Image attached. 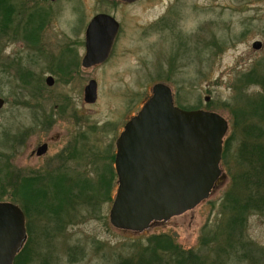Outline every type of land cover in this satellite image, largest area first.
Listing matches in <instances>:
<instances>
[{
  "label": "rangeland",
  "instance_id": "rangeland-1",
  "mask_svg": "<svg viewBox=\"0 0 264 264\" xmlns=\"http://www.w3.org/2000/svg\"><path fill=\"white\" fill-rule=\"evenodd\" d=\"M1 1L0 204L27 213L18 264H253L244 256L264 252V210L242 217L245 246L228 237L223 210L233 178H245L246 199L252 178L264 187V0ZM102 13L119 33L109 59L83 69L87 26ZM92 80L98 99L88 104ZM157 84L177 107L228 121L223 177L196 209L142 234L118 230L109 222L116 141Z\"/></svg>",
  "mask_w": 264,
  "mask_h": 264
},
{
  "label": "water",
  "instance_id": "water-1",
  "mask_svg": "<svg viewBox=\"0 0 264 264\" xmlns=\"http://www.w3.org/2000/svg\"><path fill=\"white\" fill-rule=\"evenodd\" d=\"M87 27L83 69L108 60L120 28L115 18L104 14ZM253 46L258 50L263 45ZM46 81L48 86L55 83L52 77ZM172 94L168 85H154L151 98L117 140L118 189L109 222L118 230L142 234L154 223L196 209L223 177L220 164L228 121L214 112L183 110L175 105ZM97 99L98 85L92 80L85 87L84 101L94 104ZM4 105L0 98V110ZM48 148L43 144L37 155L44 156ZM24 215L15 204H0V264H13L23 247Z\"/></svg>",
  "mask_w": 264,
  "mask_h": 264
},
{
  "label": "trees",
  "instance_id": "trees-1",
  "mask_svg": "<svg viewBox=\"0 0 264 264\" xmlns=\"http://www.w3.org/2000/svg\"><path fill=\"white\" fill-rule=\"evenodd\" d=\"M1 6V5H0ZM252 150H255V145H252L251 147ZM260 148H258L257 150H259ZM247 150V146L244 148L243 151ZM228 151V146L225 145L224 147V151H223V155L225 153H227ZM115 158V156H112V160ZM115 174V172H114ZM262 174L264 176V165H262ZM250 179V177H249ZM251 180V179H250ZM259 180V179H258ZM252 183L253 185V190H249L250 195L244 198L242 197V195H240L241 193L238 192V187H240V185H242L245 182V178H243L242 180H237L235 178L232 179V184H231V189L233 190V188H237V194L233 193L232 190L229 192V194H227V199L224 201V228L228 232V237L234 236L237 231L241 230L243 228V225H245L246 221V214L249 213L250 210H254V211H258V212H263L264 210V187H261V190H257V184L254 180V178H252ZM250 181H246V183H248ZM258 187H260V185H258ZM73 188V186H72ZM86 188H82L81 190L84 191ZM90 190V189H88ZM79 197H80V192H79ZM240 197H242L243 199H240ZM78 198V197H77ZM81 198V197H80ZM85 199H87L86 203L89 205V208H95V203L93 202V200L91 199V195H85ZM111 203H113V198H110ZM23 209V208H22ZM25 216L27 215L26 210H24ZM242 217H244L245 222H242ZM26 218L28 219V217L26 216ZM222 220V221H223ZM221 224L218 226L219 228ZM239 228V229H238ZM243 232V231H242ZM218 234L215 235V239L214 241H219V239L216 237ZM219 236V235H218ZM241 236L239 233H237L235 235V238ZM242 242L240 243V246L242 245H246V241L244 240V237L241 236ZM206 243H208V239H206L205 237H201L200 240V245L201 247H203L204 245H206ZM176 254L178 255V260L181 258L182 260L185 259V254L184 252H182L181 249H174ZM247 251V250H246ZM252 252L253 249H252ZM251 253L244 256V259H248V261H250V263L253 264H264V252L258 250V253ZM174 258V257H173ZM246 262V261H245ZM246 264V263H245Z\"/></svg>",
  "mask_w": 264,
  "mask_h": 264
},
{
  "label": "flooded vegetation",
  "instance_id": "flooded-vegetation-1",
  "mask_svg": "<svg viewBox=\"0 0 264 264\" xmlns=\"http://www.w3.org/2000/svg\"><path fill=\"white\" fill-rule=\"evenodd\" d=\"M43 1H45V2H49L50 3V5H52V7L53 6H55V5H57V4H59V3H61L63 0H43ZM79 1V0H78ZM96 2H102V3H107V4H113V5H115L116 3H124V5L125 4H132V3H128V2H126V1H123V0H95ZM1 0H0V5H1ZM138 2V1H137ZM136 3V2H135ZM79 5H80V2H79ZM102 14H104V13H102ZM98 15H101V14H98ZM98 15H95V17L96 16H98ZM105 15H108V14H105ZM54 82H55V80H54ZM19 254L20 253H18L17 255H16V257H14L15 259H14V262H13V264H18V259H19Z\"/></svg>",
  "mask_w": 264,
  "mask_h": 264
},
{
  "label": "bare ground",
  "instance_id": "bare-ground-1",
  "mask_svg": "<svg viewBox=\"0 0 264 264\" xmlns=\"http://www.w3.org/2000/svg\"><path fill=\"white\" fill-rule=\"evenodd\" d=\"M17 206V205H16ZM20 207V206H19ZM21 208V207H20ZM22 209V208H21ZM23 211V210H22ZM24 212V211H23ZM21 255H19V258H20Z\"/></svg>",
  "mask_w": 264,
  "mask_h": 264
}]
</instances>
